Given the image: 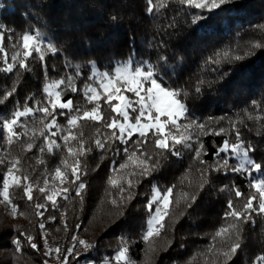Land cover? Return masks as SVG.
<instances>
[{"label":"snow or ice","instance_id":"obj_1","mask_svg":"<svg viewBox=\"0 0 264 264\" xmlns=\"http://www.w3.org/2000/svg\"><path fill=\"white\" fill-rule=\"evenodd\" d=\"M233 2L176 0L182 8L195 10L190 13L192 24L217 15L218 10L222 11L223 6ZM146 4V13L156 15L169 6V0H146ZM110 19L116 22L118 17L113 15ZM8 41L9 46H5V32L0 30V73L15 74L0 94V105L15 96L22 73L32 70L29 60L42 64L45 79L40 97H26L23 103L16 100L8 112L0 113V168L4 169L0 178V205H4L13 218L25 217L15 202L17 192L22 191L19 198H26L41 220L49 205L53 210L60 208V200L73 206L78 201L83 211L87 185L82 177L88 174V156L96 151L103 160L108 153L112 156L123 153L118 165L113 160L105 188L107 203L122 216L123 209L138 195L136 189L142 181L158 172L169 156L180 158L186 152L190 163L178 183L164 188L151 185L141 234V240L147 245L145 257L150 264L160 238L169 240L168 246H171L169 232L174 231L179 219L196 203L198 192L211 183L213 173L224 176L232 173L248 177L249 191L242 192L234 183L220 187V192L229 193L222 215L224 222L211 234L207 247L187 262L230 264L242 248L244 226L254 225L257 216L264 217V172L262 165L251 157L255 148L246 144L241 131V128H248L246 121L258 124V133L264 129L262 105L253 101L255 113L246 109L235 117L210 118L202 122L190 112L185 99L188 91L169 84L165 79L167 72L151 61L136 62L129 57L102 69L93 60L88 62L86 71L81 65L66 61L64 73L52 77L47 72L46 58L58 55L62 51L60 46L50 39L45 40L38 30L25 31L15 38L9 33ZM259 48H264V43L252 42L243 54L225 50L222 55L218 52L209 57L206 63H232L252 55ZM212 83L199 81L208 87ZM202 91L200 86L195 87L197 95ZM69 93L79 95L82 101L76 103ZM208 135L224 137L215 145L211 162L206 159L209 152L201 139ZM34 148L38 152L35 164L45 165L35 180L32 178L34 170L26 168L24 160V155ZM45 155L59 157L51 172L47 169ZM253 173L259 175L253 177ZM34 192L43 197V203L37 202ZM67 214V208H63L61 218L65 230ZM51 219L54 221L55 217ZM39 228L43 233L45 224L41 222ZM71 240L72 245L62 249L50 246L44 236V255L58 264H68L77 247L85 252L94 247L77 235ZM25 242L31 249L40 251L36 237L20 231L12 240L15 253L22 252ZM129 252V241L122 237L120 246L112 257L105 258L104 264H136ZM44 264H48V260ZM253 264H264V252L255 257Z\"/></svg>","mask_w":264,"mask_h":264},{"label":"trees","instance_id":"obj_2","mask_svg":"<svg viewBox=\"0 0 264 264\" xmlns=\"http://www.w3.org/2000/svg\"><path fill=\"white\" fill-rule=\"evenodd\" d=\"M1 5L0 30L5 32V46H9V33L15 38L25 31L38 30L45 40L50 39L62 48L58 55L46 58L49 76L62 75L66 61L79 64L86 71L89 61L94 60L106 69L131 57L136 62L151 61L159 65L161 71L167 72L165 79L169 84L188 91L185 99L190 112L202 122L235 117L246 109L255 113L253 101L264 108V48L232 63H206L215 53L222 55L229 50L243 54L252 42L264 43V0H234L223 6L222 11L218 10L217 15H210L197 24L191 22L190 13L195 10L182 8L176 0H169V6L156 15L146 13V0H2ZM113 15L118 17L116 22L110 19ZM170 24L174 26L169 27ZM29 64L32 70L22 73L17 93L5 105H0V113L8 112L16 100L23 103L26 97H40L45 70L39 61L29 60ZM14 78L15 74L0 73V94ZM200 80L213 81L212 86L201 85ZM197 86L203 89L199 95L195 93ZM69 96L76 103L82 101L79 95L69 93ZM246 123L248 128H241L242 137L255 148L250 155L262 165L264 172V129L258 133V124ZM201 139L209 152L206 159L211 162L215 145L224 137L208 135ZM36 155V148L24 155L26 168L34 170L33 180L45 168V165L35 164ZM99 157V152L94 151L87 158L88 174L82 177L87 185L83 211L78 201L73 206L60 200V208L53 210L49 205L41 220L35 215L32 204L26 198H19L22 191L17 192L15 202L25 217L13 218L10 211L0 205V264H44L45 260L48 264H58L44 255V236L50 246L66 249L72 245L73 235L94 247L88 252L77 247L68 264H104L105 258L114 255L122 237L129 241L131 259L136 264H149L145 257L147 245L141 240V234L151 185L164 188L178 183L190 163L189 154L185 152L180 158L169 156L163 161L161 169L144 179L136 189L138 195L123 209L122 216L107 203L105 188L113 160L118 165L123 153L119 156L108 153L103 160ZM44 159L51 172L59 157L45 155ZM3 171L0 168V178ZM233 183L242 192L249 191L246 175L213 173L211 183L198 192L196 203L179 219L174 231L169 232L171 246L164 238L157 241V251L150 264H187L191 257L204 250L211 234L224 222L222 215L229 193L219 189ZM34 196L37 202H44L38 192H34ZM63 208L68 210L67 230L61 218ZM41 222L45 224L43 233L39 228ZM20 231L35 236L40 251L31 249L25 242L22 252L15 253L12 240ZM261 252H264V217L257 216L254 225L244 226L242 248L230 264H253Z\"/></svg>","mask_w":264,"mask_h":264},{"label":"rangeland","instance_id":"obj_3","mask_svg":"<svg viewBox=\"0 0 264 264\" xmlns=\"http://www.w3.org/2000/svg\"><path fill=\"white\" fill-rule=\"evenodd\" d=\"M1 1L2 0H0V8L2 7V5H1ZM129 95H131L130 93H129ZM259 174L258 173H253V177H256V176H258Z\"/></svg>","mask_w":264,"mask_h":264}]
</instances>
